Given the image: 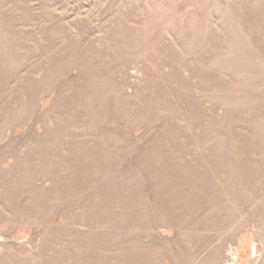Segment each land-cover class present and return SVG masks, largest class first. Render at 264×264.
Returning a JSON list of instances; mask_svg holds the SVG:
<instances>
[{
	"label": "rangeland",
	"instance_id": "374dc122",
	"mask_svg": "<svg viewBox=\"0 0 264 264\" xmlns=\"http://www.w3.org/2000/svg\"><path fill=\"white\" fill-rule=\"evenodd\" d=\"M0 264H264V0H0Z\"/></svg>",
	"mask_w": 264,
	"mask_h": 264
}]
</instances>
